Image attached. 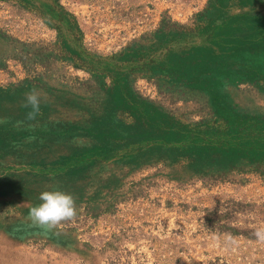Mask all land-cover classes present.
<instances>
[{"label":"rangeland","instance_id":"1","mask_svg":"<svg viewBox=\"0 0 264 264\" xmlns=\"http://www.w3.org/2000/svg\"><path fill=\"white\" fill-rule=\"evenodd\" d=\"M51 8L75 22L64 40ZM65 41L97 58L138 45L137 61L117 59L128 98L136 91L182 123L212 122L207 92L146 73L153 62L141 74L132 67L165 47L198 45L218 63L247 54L243 72L258 75L264 0H0V264H264L254 236L264 174L238 159L222 157L218 169L164 145L135 147L152 135L154 111L143 106L140 122L95 94ZM252 43L260 46L245 53ZM255 78L220 87L240 112L264 113V77ZM33 89L40 112L29 119ZM53 188L73 194L77 214L46 233L28 212Z\"/></svg>","mask_w":264,"mask_h":264},{"label":"trees","instance_id":"2","mask_svg":"<svg viewBox=\"0 0 264 264\" xmlns=\"http://www.w3.org/2000/svg\"><path fill=\"white\" fill-rule=\"evenodd\" d=\"M246 4L242 3V5ZM49 12L54 18L53 27L57 29L59 37L63 38L62 40L66 39L65 33L67 30L65 28H72L75 26V22L73 26L69 27L72 25L69 17L65 18L64 15L53 11L52 8L49 9ZM204 14L202 13V15ZM204 16L206 17V15ZM178 32L181 31L178 30ZM212 37H214V31L210 33L207 39L210 40ZM163 39H166V34L162 36L161 43ZM154 42L149 44L150 48L156 45ZM66 43L65 41V45L71 49L72 54L78 56L76 64L93 75L99 90V92H96V89L92 90L95 94L104 93L105 99L107 98L109 101L114 98L118 99L121 111H126L129 114L140 113L143 106H147V110L150 111L151 108L155 112L150 111L149 114H152L154 119L152 135H144L142 140L139 139L133 142L132 144L135 147L143 146L146 143L164 145L166 148H173L189 157L199 155L204 165L208 161L210 163L213 161L218 169L224 167L221 162L222 157H228L232 160L238 159L244 162L247 161L254 169L264 174V113L249 114L238 111L235 106L229 104L228 93L220 89L224 80L227 82H224L223 86H226L227 83L236 85L245 78L260 77L259 79H261L264 77L263 67L257 68L260 73L256 76L243 72L242 67L246 68L244 61L247 60V57H245L247 54L242 57L243 61L238 59L241 56L237 54L235 55V61H233V56L227 55V59H223L222 63H218L211 50L206 57L200 55L197 51L198 45L165 47L160 53L153 52L154 57L150 61L144 62L141 66L137 63L134 68L132 67L141 74V71H143L142 66L148 62H153L154 64L146 73L152 75L163 73L161 76L164 78L166 76L171 77L172 83H182L207 92L210 95V100L214 102L216 118L212 122L199 121L192 125L182 123L171 114L157 113L154 103L134 90L128 98L127 91L124 90L126 85L122 81L125 79L124 71L118 65L117 59L125 58V60H128V58H131L137 61V58H140L138 54L143 55V52H145L140 50L138 45L132 44L128 47L129 50L120 51L107 58H97L87 57L83 51L72 49L70 44ZM258 46L260 45H255V43H252L251 47L245 44V53H247V50L254 51L255 47ZM228 49L233 48L229 47ZM227 63H231L230 66ZM213 69L217 71L214 72ZM215 78L220 79V81H213ZM218 86L219 88H216ZM142 101L148 105L143 104ZM141 115L142 113L138 117L136 114L134 119L140 122L143 121L142 119L146 117L141 119ZM114 136H116L115 133H112L111 137L118 139Z\"/></svg>","mask_w":264,"mask_h":264},{"label":"clouds","instance_id":"3","mask_svg":"<svg viewBox=\"0 0 264 264\" xmlns=\"http://www.w3.org/2000/svg\"><path fill=\"white\" fill-rule=\"evenodd\" d=\"M40 104L41 98L35 89L27 93L25 107L31 109L27 113L29 119L39 114ZM38 199L39 203L29 209L28 216L34 226L40 227L46 233L77 214L76 200L70 192L53 188L41 192ZM254 236L257 241L264 243V225L255 229Z\"/></svg>","mask_w":264,"mask_h":264}]
</instances>
